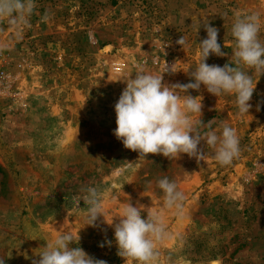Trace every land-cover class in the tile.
<instances>
[{
    "label": "rangeland",
    "instance_id": "obj_1",
    "mask_svg": "<svg viewBox=\"0 0 264 264\" xmlns=\"http://www.w3.org/2000/svg\"><path fill=\"white\" fill-rule=\"evenodd\" d=\"M35 4L26 24L0 21L8 61L0 77V261L32 264L40 247L69 232L95 259L134 264L117 255L114 230L102 217L87 226L82 199L76 207L73 198L94 186L107 192L108 222L129 201L161 217L168 235L156 244V264H264V75H253L258 82L244 115L234 95L216 97L203 85L189 90L202 97V116L194 121L236 129L242 153L231 165L221 166L207 146L199 162L186 154L137 160L113 134L123 81L141 68L162 74L166 62L177 72L165 73L164 83L190 82L207 21L219 29L226 53L207 63L223 66L234 49L235 17L259 13L264 26V0ZM181 35L188 42L183 49L176 43ZM164 177L183 192L179 207L163 206L157 181Z\"/></svg>",
    "mask_w": 264,
    "mask_h": 264
},
{
    "label": "clouds",
    "instance_id": "obj_2",
    "mask_svg": "<svg viewBox=\"0 0 264 264\" xmlns=\"http://www.w3.org/2000/svg\"><path fill=\"white\" fill-rule=\"evenodd\" d=\"M35 8V0H0V21L7 20L11 26L26 24ZM202 26L207 36L198 43L200 58L196 67L187 72L190 82L164 83L165 73L177 72L174 64L169 66L166 62L162 74H152L141 68L123 81L126 87L114 105L116 128L113 134L125 149L138 153L137 160L146 159L148 154L162 155L169 160L186 154L199 162L206 155L205 146L213 150L214 158L221 166L231 165L241 156L240 137L230 124L223 123L214 129L211 120L205 125L202 119L194 121L191 118L196 114L202 116L203 105L202 97H193L189 90L199 91L203 85L216 97L234 95L238 114H248L258 82L253 83V75L259 78L264 75V26L259 13L237 15L231 26L234 49L229 62L223 66L207 63L211 55H226L218 42L219 29L211 26L209 21ZM176 43L182 49L188 45L182 35ZM198 125L206 126L207 130L201 133ZM131 166L129 162L128 167ZM157 186L163 192L164 207L180 206L184 194L178 190L175 181L164 177L157 181ZM81 192L84 193L82 198H73L76 207L79 208L82 199L86 206L87 226L96 227L102 217V223L113 228L118 256L124 261L130 259L134 264H156L159 256L156 244L168 235L159 215L145 212L144 205L134 206L129 201L122 205L119 218L108 222L104 209L107 192L94 186H86ZM79 240V236L76 238L69 232L58 233L40 247L42 250L36 254L39 259H33L32 264H107L86 253L79 246Z\"/></svg>",
    "mask_w": 264,
    "mask_h": 264
},
{
    "label": "built area",
    "instance_id": "obj_3",
    "mask_svg": "<svg viewBox=\"0 0 264 264\" xmlns=\"http://www.w3.org/2000/svg\"><path fill=\"white\" fill-rule=\"evenodd\" d=\"M7 64H8L7 53L4 51V44L1 43V38H0V77H1V74L3 72L4 67Z\"/></svg>",
    "mask_w": 264,
    "mask_h": 264
}]
</instances>
